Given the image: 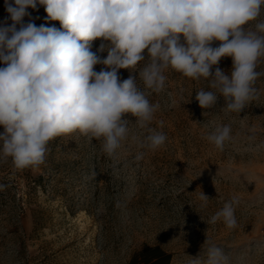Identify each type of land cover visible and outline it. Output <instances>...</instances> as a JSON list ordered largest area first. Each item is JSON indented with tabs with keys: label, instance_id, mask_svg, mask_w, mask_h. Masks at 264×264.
Wrapping results in <instances>:
<instances>
[{
	"label": "rangeland",
	"instance_id": "obj_1",
	"mask_svg": "<svg viewBox=\"0 0 264 264\" xmlns=\"http://www.w3.org/2000/svg\"><path fill=\"white\" fill-rule=\"evenodd\" d=\"M28 12L25 23L62 27L46 19L38 0ZM8 16L0 0V23ZM258 22H264V6L246 27L254 31ZM100 43L93 41L92 51ZM146 63L119 75L138 78ZM217 66L230 73L232 57H222L213 72ZM256 70L264 72V57ZM164 75L162 91H147L159 106L148 127L167 136L156 150L141 147L147 128L128 114V132L111 156L103 138L76 131L50 140L40 164L16 169L11 158L0 161V264H129L144 244L173 253L170 264H205L211 246L227 257L221 264H264V76L238 113L223 106V97L212 108L200 107L195 93L213 90L207 78L185 77L171 67ZM137 84L143 88L139 78ZM224 125L230 139L220 150L207 136ZM202 191L209 196L206 207ZM233 197L239 200L234 228L222 218L204 221Z\"/></svg>",
	"mask_w": 264,
	"mask_h": 264
},
{
	"label": "clouds",
	"instance_id": "obj_2",
	"mask_svg": "<svg viewBox=\"0 0 264 264\" xmlns=\"http://www.w3.org/2000/svg\"><path fill=\"white\" fill-rule=\"evenodd\" d=\"M38 2L46 19L62 27L24 22L37 0H5L9 16L0 23V161L11 158L16 169L42 163L50 140L76 131L103 138V151L111 156L128 132V114L147 128L142 148L162 146L166 134L148 127L159 106L150 103L147 91L164 89L168 67L209 80L212 91L195 93L201 108H212L223 97V106L238 113L255 98V82L264 76L256 70L264 57V22L254 31L246 27L260 16L264 0ZM97 39L101 43L94 52ZM214 41L220 44L213 46ZM104 52L106 57L98 55ZM222 57H232L230 73L218 66L213 72ZM143 60L148 61L138 70L143 88L135 75L120 77V69L136 73L132 69ZM98 64L105 67L96 71ZM230 131L228 125L216 127L207 139L223 150ZM199 199L206 207L209 196L202 191ZM238 203L233 197L208 220L201 219L215 224L222 218L234 228ZM206 251L205 264L227 259L217 246Z\"/></svg>",
	"mask_w": 264,
	"mask_h": 264
},
{
	"label": "trees",
	"instance_id": "obj_3",
	"mask_svg": "<svg viewBox=\"0 0 264 264\" xmlns=\"http://www.w3.org/2000/svg\"><path fill=\"white\" fill-rule=\"evenodd\" d=\"M172 259L173 253L161 246L144 244L134 251L129 264H170Z\"/></svg>",
	"mask_w": 264,
	"mask_h": 264
},
{
	"label": "bare ground",
	"instance_id": "obj_4",
	"mask_svg": "<svg viewBox=\"0 0 264 264\" xmlns=\"http://www.w3.org/2000/svg\"><path fill=\"white\" fill-rule=\"evenodd\" d=\"M2 13V12H1ZM2 16H4V15H2ZM10 23V22H9Z\"/></svg>",
	"mask_w": 264,
	"mask_h": 264
}]
</instances>
